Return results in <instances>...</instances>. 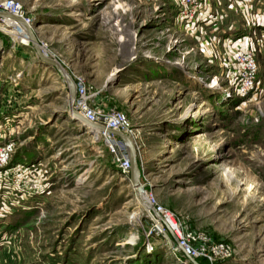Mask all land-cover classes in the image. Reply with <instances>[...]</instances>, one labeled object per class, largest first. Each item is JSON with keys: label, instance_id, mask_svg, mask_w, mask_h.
<instances>
[{"label": "rangeland", "instance_id": "1", "mask_svg": "<svg viewBox=\"0 0 264 264\" xmlns=\"http://www.w3.org/2000/svg\"><path fill=\"white\" fill-rule=\"evenodd\" d=\"M17 1L90 103L137 127L156 202L229 245L216 264H264V57L262 93L240 102L232 53L209 24L188 29L175 0ZM3 27L0 144L13 151L0 166V264H191L104 137L69 117L66 84Z\"/></svg>", "mask_w": 264, "mask_h": 264}, {"label": "built area", "instance_id": "2", "mask_svg": "<svg viewBox=\"0 0 264 264\" xmlns=\"http://www.w3.org/2000/svg\"><path fill=\"white\" fill-rule=\"evenodd\" d=\"M175 1L178 6L179 17L182 21H184L188 29H191L192 26L197 25L199 21H201L206 15L208 6L206 1ZM0 11H6L16 16L22 17L26 23L30 24L33 27V29L35 28L34 21L25 11L23 5L17 0H0ZM250 12L251 9H249L246 5L243 7V9H241V15L243 16V18H245V20L248 18L247 15H249ZM246 23L249 30L255 26H258V30L260 31V33L264 30L263 23L253 24L248 20L246 21ZM0 25L5 26V28L18 26V24L14 21L4 18L0 19ZM230 41L231 40L229 39L228 35H225L221 38V42L226 46L231 45ZM256 52L257 51L253 46H248L246 48L237 47L231 52L232 57L230 61L232 62V65L228 70V77L231 80L230 90L232 94H237L239 97L247 99L254 98L260 92L262 93V89L260 86L261 81L258 78ZM75 84L76 95L73 101V108L75 109V111L80 113L86 120L92 123H98L109 129L118 130L128 134L133 139L138 149L139 131L137 127L133 126L130 123L125 113L117 109H107L100 111L90 103V94L86 89L84 82L81 79L77 78ZM67 114L71 119L76 120V118L68 113V111ZM99 136L104 137L109 149L114 153L117 173L124 178L127 177L130 161L125 144L119 138L107 135L100 130L98 137ZM12 151L13 145L11 142L0 144V166L9 159ZM141 172L143 173L142 165ZM146 198L153 207L154 211L160 214L163 219L168 222L167 224L176 237L177 243L175 245L180 246L186 255L195 260L205 259L209 264H216L217 262L225 260L229 257L230 247L225 241H216L206 233L196 232L185 226H182L180 222L176 221L174 215L171 212L166 211L156 202L153 193L149 191V189H146ZM153 220L155 221V227L157 228L159 220L156 218H153ZM162 229L163 232L166 231L163 227Z\"/></svg>", "mask_w": 264, "mask_h": 264}, {"label": "water", "instance_id": "3", "mask_svg": "<svg viewBox=\"0 0 264 264\" xmlns=\"http://www.w3.org/2000/svg\"><path fill=\"white\" fill-rule=\"evenodd\" d=\"M1 18L14 21L15 23H17L18 25H21L25 29L26 39L29 42L31 48L33 49V51L35 53V57L37 58V60L39 62L43 63L45 66L51 67L57 73V75L60 77V79L66 84L67 90H68V99L66 102V107H67L68 113H70L72 116H74L76 118V120L79 121L85 127H87V128L92 127V126L97 127L100 131L104 132L105 134L119 138L125 144L126 151H127V154L129 156V161H130V166L128 169L129 183L131 184L132 188H134L136 190V192L138 193V195L140 196L142 205L144 206V208L148 212V214L152 218H154V219L156 218L159 221H161L162 225H164V227L166 228V230L169 234V235L165 234L166 237L169 240L171 237L172 241H174V243L176 244L177 243L176 237L174 236L173 232L171 231L169 225L167 224V222L163 219V217L160 214H158L154 211L153 207L151 206V204L149 203V201L146 198L145 184L141 181V177H142L141 162L138 158V150H137V147H136L133 139L128 134L123 133L121 131L109 129V128H107L101 124H98V123H92V122L86 120L80 113L75 111V109L73 108V101H74V98L76 95L75 81L65 72L63 66L61 65V63L59 61H57L54 58H51L43 50L33 27L30 24L26 23L22 17L16 16V15L11 14V13L6 12V11H0V19ZM157 229L160 232H163L162 227L160 226V228H159L158 224H157ZM177 248L182 254L185 255V257L187 258V260L191 264H200L195 259L186 255L180 246H177Z\"/></svg>", "mask_w": 264, "mask_h": 264}, {"label": "crops", "instance_id": "4", "mask_svg": "<svg viewBox=\"0 0 264 264\" xmlns=\"http://www.w3.org/2000/svg\"><path fill=\"white\" fill-rule=\"evenodd\" d=\"M207 2V10L204 18L197 24L200 31L208 24L215 28L217 43L226 47L221 42V38L228 35L230 46H227L232 52L237 47L246 48L253 46L256 55L264 57V30H258V26L250 30L246 21L251 23L264 24V0H203ZM251 9L248 18L245 20L241 15V9L244 6ZM204 32V31H203ZM218 39V40H217Z\"/></svg>", "mask_w": 264, "mask_h": 264}, {"label": "bare ground", "instance_id": "5", "mask_svg": "<svg viewBox=\"0 0 264 264\" xmlns=\"http://www.w3.org/2000/svg\"><path fill=\"white\" fill-rule=\"evenodd\" d=\"M2 29L4 31L10 33L11 35H13L15 38H18L19 41L22 44H27V39H26V36H25L26 32H25V29L21 25L13 26L12 28H5V27H3ZM88 131H90V133H92L94 137H96L97 134L99 135V129L97 127H94V126L89 127ZM141 206H143V205H141ZM159 222L161 223V221H159Z\"/></svg>", "mask_w": 264, "mask_h": 264}, {"label": "trees", "instance_id": "6", "mask_svg": "<svg viewBox=\"0 0 264 264\" xmlns=\"http://www.w3.org/2000/svg\"><path fill=\"white\" fill-rule=\"evenodd\" d=\"M257 56L258 55H256V61H257ZM259 63V61L257 62V64ZM260 65L258 64V78L260 79V76H259V74H260ZM261 73H263L264 74V69L262 70L261 69ZM261 81V80H260ZM233 96L236 98V100H238V101H243L245 98H242V97H239L237 94H233ZM117 170V169H116ZM152 231H154V230H152ZM212 236V235H211ZM212 238L214 239V240H216V241H218V240H222V239H220V238H218V237H215V236H212ZM178 253H180L181 254V256L184 258V259H186V257L178 250ZM187 260V259H186ZM196 261L198 262V263H200V264H209L205 259H196ZM189 262V261H188Z\"/></svg>", "mask_w": 264, "mask_h": 264}]
</instances>
